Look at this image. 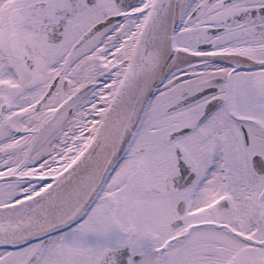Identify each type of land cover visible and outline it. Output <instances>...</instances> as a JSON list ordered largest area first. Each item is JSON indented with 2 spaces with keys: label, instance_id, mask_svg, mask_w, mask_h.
Returning a JSON list of instances; mask_svg holds the SVG:
<instances>
[{
  "label": "snow or ice",
  "instance_id": "1",
  "mask_svg": "<svg viewBox=\"0 0 264 264\" xmlns=\"http://www.w3.org/2000/svg\"><path fill=\"white\" fill-rule=\"evenodd\" d=\"M0 264H264V0H0Z\"/></svg>",
  "mask_w": 264,
  "mask_h": 264
}]
</instances>
